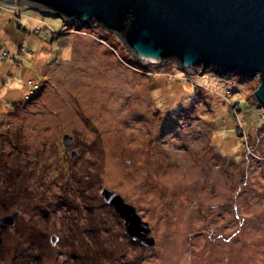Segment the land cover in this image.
Here are the masks:
<instances>
[{
  "label": "rangeland",
  "instance_id": "374dc122",
  "mask_svg": "<svg viewBox=\"0 0 264 264\" xmlns=\"http://www.w3.org/2000/svg\"><path fill=\"white\" fill-rule=\"evenodd\" d=\"M260 85L141 61L95 23L0 0V219L20 213L0 264H264Z\"/></svg>",
  "mask_w": 264,
  "mask_h": 264
},
{
  "label": "water",
  "instance_id": "95a60500",
  "mask_svg": "<svg viewBox=\"0 0 264 264\" xmlns=\"http://www.w3.org/2000/svg\"><path fill=\"white\" fill-rule=\"evenodd\" d=\"M27 2L73 25L95 23L121 37L139 60L175 59L187 69L219 75L260 76L255 99L264 110V0H6ZM74 138L65 135L69 147ZM73 158L76 153H72ZM72 158V159H73ZM101 198L125 221L134 241L154 247L149 223L116 192L104 188ZM19 213L0 220L2 233ZM53 245L58 241L52 236Z\"/></svg>",
  "mask_w": 264,
  "mask_h": 264
},
{
  "label": "flooded vegetation",
  "instance_id": "af4514ba",
  "mask_svg": "<svg viewBox=\"0 0 264 264\" xmlns=\"http://www.w3.org/2000/svg\"><path fill=\"white\" fill-rule=\"evenodd\" d=\"M63 143V142H62ZM63 145L66 147V148H71L73 145H74V141H73V143H72V145L71 146H69V147H67L64 143H63ZM74 152V151H73ZM76 153V152H75ZM77 154V153H76ZM72 155V154H71ZM74 160V158L73 159H71V161H73ZM14 213H19V211H16V212H14ZM14 213H12V214H14ZM11 214H8V215H6V216H10ZM5 216V217H6ZM20 217V213H19V216L15 219V221H14V224H13V226H15V223H16V221H17V219ZM1 220V219H0ZM11 227V226H10ZM9 229V228H8Z\"/></svg>",
  "mask_w": 264,
  "mask_h": 264
},
{
  "label": "trees",
  "instance_id": "16d2710c",
  "mask_svg": "<svg viewBox=\"0 0 264 264\" xmlns=\"http://www.w3.org/2000/svg\"><path fill=\"white\" fill-rule=\"evenodd\" d=\"M236 110L238 111L237 113H240L241 112L240 104H239L238 108H236Z\"/></svg>",
  "mask_w": 264,
  "mask_h": 264
}]
</instances>
